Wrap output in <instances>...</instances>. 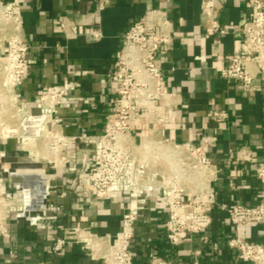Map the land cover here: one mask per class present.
I'll return each instance as SVG.
<instances>
[{"label":"crops","instance_id":"obj_1","mask_svg":"<svg viewBox=\"0 0 264 264\" xmlns=\"http://www.w3.org/2000/svg\"><path fill=\"white\" fill-rule=\"evenodd\" d=\"M221 1L218 17L222 24L238 28L251 16L246 0ZM202 6L203 0H110L103 11H98L96 0H27L23 5L24 31L31 46L30 70L17 86V95L31 101L35 114L36 102L48 87L65 78L79 82L78 100L53 117L60 119L53 128L60 127L71 136L104 131L116 96L109 77L126 32L152 10L167 12L176 40L158 60L169 89L179 94V103L166 115V132L181 143L199 144L204 137H217L208 148L221 169L215 182L217 204L210 207L212 226L199 234H186L177 246L167 239V210L153 205L145 210L132 242L134 264H149L153 257L173 264H252L238 258L229 248V240L242 237L264 244L263 224H233L222 207L233 202L255 206L263 199L255 171L264 163V80L259 76L255 84L261 90L246 96L240 80L219 76L218 70L227 66L229 55L250 54L239 31L209 35ZM60 16L81 23L75 36L61 32ZM95 28L102 30V37L92 36ZM1 58L5 60L4 55ZM213 110H224L228 117L216 121L211 116ZM146 118V114L138 117L137 142L146 133ZM9 147L5 142L1 150ZM242 148L254 152L252 161L236 160ZM138 153L141 155V150ZM6 161L27 163L23 158ZM50 174L67 195L38 225L27 218L9 219L11 237L0 236V264H102L76 242L74 234L67 236L62 250L55 252L52 247L75 226L115 238L131 198L125 193H115L109 200L97 198L81 171L68 173L63 165L52 167Z\"/></svg>","mask_w":264,"mask_h":264},{"label":"built area","instance_id":"obj_2","mask_svg":"<svg viewBox=\"0 0 264 264\" xmlns=\"http://www.w3.org/2000/svg\"><path fill=\"white\" fill-rule=\"evenodd\" d=\"M27 0H0V98L23 114L18 124V149L21 136H25L23 121L29 116L43 118L37 141L43 137L47 153V165L58 169L66 167L68 173L81 171L87 178L88 188L97 198L109 200L115 193H125L131 203L122 214V229L115 238L75 226L59 236L52 249L62 250L67 236L74 234L76 242L90 252L93 260L102 264H134L132 242L136 235V224L141 214L152 205L167 210L165 222L169 243L177 246L186 234H199L213 224L210 207L217 204L215 182L221 171L209 156L208 148L217 137H204L199 144L181 143L166 132L167 114L178 106L179 94L169 89L159 64V54L174 46L176 35L167 12L156 9L133 23L124 37V45L109 77L110 87L115 91L110 114L104 131L100 134L67 135L54 125L60 120L55 115L80 97V84L65 78L63 82L48 87L36 102L37 113H32L31 101L19 97L17 86L29 73L28 54L30 44L24 31L23 5ZM98 11L107 8L110 0H96ZM251 16L238 28L229 27L220 21L218 12L221 0H203L202 14L208 34H229L239 31L250 56L240 53L229 55L226 67L218 70L219 76L227 80H240L246 96L261 90L255 84L261 76L264 80V0H246ZM99 20V18H98ZM80 22L68 16H60L58 28L66 37L76 35ZM95 38L102 37V30L91 32ZM5 56V60L1 58ZM146 114V133L137 142L134 131L138 128V117ZM216 121L224 120L228 113L213 110ZM50 118H53L50 120ZM4 137L2 139H7ZM25 143V144H24ZM141 150V155L138 153ZM7 150H0V236L9 239L11 217L27 218L38 225L57 207L66 190L56 183L48 166L38 161L17 163L13 169L7 162ZM52 157V159L50 158ZM254 152L242 148L236 160L252 161ZM36 169L44 181L43 204L31 210L32 191L17 184L12 174L21 168ZM255 176L260 182L263 199L255 206L237 202L223 204L230 221L236 225H264V163ZM228 246L238 258L252 264H264V244L242 237L231 238ZM149 264H173L163 257H153Z\"/></svg>","mask_w":264,"mask_h":264},{"label":"rangeland","instance_id":"obj_3","mask_svg":"<svg viewBox=\"0 0 264 264\" xmlns=\"http://www.w3.org/2000/svg\"><path fill=\"white\" fill-rule=\"evenodd\" d=\"M11 103L12 102L8 104L4 99L0 98V150L6 142L7 144L11 145V147L7 149V158H23L24 162L32 161L34 159V161H38V165L48 166L46 158H48L49 155L47 153L43 137H40L37 141H35L34 137H29V140L25 142L28 146L24 147L21 145L18 149L17 142L20 133L13 132L18 131L17 126L20 120L23 118V114L17 112L16 108L10 105ZM4 137L8 138L4 140L2 139ZM50 158L52 159V157ZM11 166L13 169H15L17 164L12 163ZM48 168L51 170L52 167L48 166Z\"/></svg>","mask_w":264,"mask_h":264},{"label":"water","instance_id":"obj_4","mask_svg":"<svg viewBox=\"0 0 264 264\" xmlns=\"http://www.w3.org/2000/svg\"><path fill=\"white\" fill-rule=\"evenodd\" d=\"M42 121L43 118L39 116L27 117L23 121L25 136L38 137L40 135ZM24 179L25 187L30 188L32 191V204L30 209L35 211L39 209L43 204L44 181L37 174H30L28 176H25Z\"/></svg>","mask_w":264,"mask_h":264},{"label":"bare ground","instance_id":"obj_5","mask_svg":"<svg viewBox=\"0 0 264 264\" xmlns=\"http://www.w3.org/2000/svg\"><path fill=\"white\" fill-rule=\"evenodd\" d=\"M8 129V128H7ZM7 131V130H6ZM31 138V137H30ZM27 140H29V137H21V143L22 142H26ZM36 157L38 158V156L36 155ZM32 171H37L36 169H29V168H21L17 173H13L12 174V179L17 183V184H21L24 185L25 183V176H28L32 173ZM25 186V185H24ZM39 197V196H38ZM41 197V196H40Z\"/></svg>","mask_w":264,"mask_h":264}]
</instances>
